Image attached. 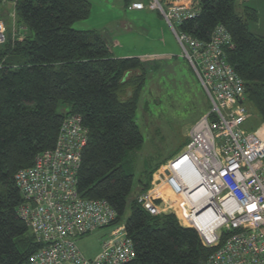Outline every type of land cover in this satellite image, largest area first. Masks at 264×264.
Returning a JSON list of instances; mask_svg holds the SVG:
<instances>
[{"label": "trees", "instance_id": "obj_1", "mask_svg": "<svg viewBox=\"0 0 264 264\" xmlns=\"http://www.w3.org/2000/svg\"><path fill=\"white\" fill-rule=\"evenodd\" d=\"M122 1L128 8L140 0ZM191 2L199 12L180 31L207 41L216 25L225 27L234 45L225 51L226 60L244 81V103L264 125V37L248 27L256 11L244 7L238 15L236 0ZM14 9L17 33L11 30L0 47V264H27L40 247L17 214L23 197L14 175L54 147L72 115L80 117L87 134L77 191L82 198L107 201L115 224L123 222L134 250L126 264H206L213 249L202 245L194 229L182 227L173 214L150 215L137 200L172 155L143 172L133 191L134 168L127 158L144 142L136 111L153 66L136 56L114 57L97 32L73 29L90 16L87 0H18ZM60 103L69 111L59 113Z\"/></svg>", "mask_w": 264, "mask_h": 264}, {"label": "built area", "instance_id": "obj_2", "mask_svg": "<svg viewBox=\"0 0 264 264\" xmlns=\"http://www.w3.org/2000/svg\"><path fill=\"white\" fill-rule=\"evenodd\" d=\"M145 7L157 10L173 32L209 109L189 129L184 149L156 172L152 189L137 200L152 216L165 213L175 203L158 194L165 183L182 199L175 212L180 211L184 224L178 223L194 229L202 245L213 249L206 264H264V125L242 129L251 112L244 103V81L225 57V51L234 47L230 34L221 24L207 41L180 31L182 22L199 12L191 0H149L146 6L136 1L128 9ZM6 32L0 19V47ZM81 123L77 115L66 117L54 147L37 154L31 167L14 175L23 197L17 214L40 244L27 264H126L134 258L124 225L115 224L116 214L107 201L85 199L77 191L87 141ZM180 161L183 176L194 182L191 187L173 174ZM196 193L203 198L201 208L191 199ZM203 219L207 227L199 225ZM102 228H109L111 237L96 256H84L77 239Z\"/></svg>", "mask_w": 264, "mask_h": 264}, {"label": "rangeland", "instance_id": "obj_3", "mask_svg": "<svg viewBox=\"0 0 264 264\" xmlns=\"http://www.w3.org/2000/svg\"><path fill=\"white\" fill-rule=\"evenodd\" d=\"M17 1L0 2V19L7 28L6 39L10 36L11 30L14 36L17 33L18 23L14 9ZM87 1L91 6L90 16L85 20L76 21L72 25L73 29L97 32L103 37L114 57L136 56L153 66L148 71L136 111V122L144 142L140 149L131 152L127 158L134 168L133 191H135L138 178L172 155L154 171L150 182V187L151 185L153 187V179L157 178L156 172L184 149L189 129L209 109L207 98L195 81L192 69L181 55V47L173 32L157 10H150L147 7L142 10H129L122 0ZM140 1L145 6L148 3L147 0ZM246 6L255 9L257 13L256 21H248L250 30L264 36V0H245L243 5L236 2V13L243 15ZM19 27L22 30L18 34H22L25 28ZM57 111L66 113L69 106L60 103ZM251 114V119L242 125L245 131L263 125L256 112L251 111ZM162 188L158 192L160 197L164 201L173 199L175 202L167 209V214H173L181 225L184 224L183 215L180 211L175 212L181 205V197L173 195L165 183ZM127 213L128 211L126 215ZM121 224L123 222L117 223ZM108 233L109 228L96 230L77 239V244L83 241L89 247H96Z\"/></svg>", "mask_w": 264, "mask_h": 264}, {"label": "bare ground", "instance_id": "obj_4", "mask_svg": "<svg viewBox=\"0 0 264 264\" xmlns=\"http://www.w3.org/2000/svg\"><path fill=\"white\" fill-rule=\"evenodd\" d=\"M183 161L177 162L175 164V167L173 168V174L175 175V178L181 182L183 185H187V186H192L194 184V182L192 183V180H187L184 176H183ZM164 196V194H162ZM201 194L196 193L195 195L191 196V199L194 203H196L197 205L196 208H201V201L203 200V198L200 197ZM207 218V215H205L204 219ZM198 220V223L200 226L203 227H207L208 226V221L206 220Z\"/></svg>", "mask_w": 264, "mask_h": 264}, {"label": "crops", "instance_id": "obj_5", "mask_svg": "<svg viewBox=\"0 0 264 264\" xmlns=\"http://www.w3.org/2000/svg\"><path fill=\"white\" fill-rule=\"evenodd\" d=\"M236 2L238 3V4H240V5H243L244 4V2H245V0H236ZM235 2V3H236ZM247 7V6H246ZM250 8V7H249ZM251 9H253V8H251ZM253 10H255V9H253ZM158 12V11H157ZM159 13V12H158ZM159 15L161 16V14L159 13ZM162 17V16H161ZM163 18V17H162ZM123 25H125V22H123L122 23ZM248 27H249V24H248ZM249 31L251 32V33H253V34H255V35H258V34H256V33H254V32H252L251 30H250V28H249ZM258 36H261V35H258ZM262 37H264V36H262ZM140 58V57H139ZM189 65V64H188ZM189 68H190V66H189ZM194 77H195V81L197 80V78H196V76L194 75ZM196 82H198V80L196 81ZM198 84H199V82H198ZM199 86H200V84H199ZM201 87V86H200ZM252 117V116H251ZM251 117L247 120V121H249L250 119H251ZM246 121V122H247ZM245 122V123H246ZM244 123V124H245ZM253 130V129H252ZM166 214H167V211L165 212ZM91 234V233H90ZM111 236H110V233H108V235L105 237V238H103L102 240H101V243H100V245H98V246H96V247H89L88 245H86L83 241L82 242H79V244H77V241H76V244H77V247H78V249L80 250V252L84 255V256H86V257H89V258H91V257H94V256H96L97 254H98V252L100 251V247H101V245H102V243L104 242V241H106L107 239H109ZM82 238V237H81ZM81 241V240H80Z\"/></svg>", "mask_w": 264, "mask_h": 264}, {"label": "water", "instance_id": "obj_6", "mask_svg": "<svg viewBox=\"0 0 264 264\" xmlns=\"http://www.w3.org/2000/svg\"><path fill=\"white\" fill-rule=\"evenodd\" d=\"M168 173V171H165V174H167Z\"/></svg>", "mask_w": 264, "mask_h": 264}]
</instances>
